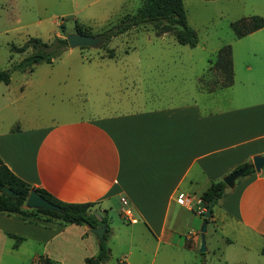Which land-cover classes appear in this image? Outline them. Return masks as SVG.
Segmentation results:
<instances>
[{
	"label": "crops",
	"instance_id": "0c3cea01",
	"mask_svg": "<svg viewBox=\"0 0 264 264\" xmlns=\"http://www.w3.org/2000/svg\"><path fill=\"white\" fill-rule=\"evenodd\" d=\"M103 1L87 0L86 5ZM125 3L129 0H107L102 8L123 11ZM12 5L13 0H0V22L15 16ZM231 60L230 86L200 91L173 104L165 101L171 93L165 92V72L129 76L124 71L110 97L108 91L95 101L85 96L88 117L53 120L47 125L35 124L28 116L21 120L17 113L8 115L23 92L14 100L7 91L8 96L1 92L0 159L17 178L62 203L94 204L92 213L101 220L106 218L109 233L114 234L109 209L116 208L133 226L141 224L144 229L135 227L132 232L143 230L154 239L150 264L159 251L162 264L182 262L183 254L198 251L200 229L195 222L203 216L195 207L203 192L238 166L264 155V95L259 96L264 81L256 82V72L248 63L237 75L232 48ZM114 74L106 73L104 78ZM179 195L188 199L186 205L178 203ZM121 198L127 200L134 222L120 213ZM216 205L207 223L212 229L205 233L206 252L214 251L207 243L208 232L213 238L219 230L224 248L237 247L229 251L230 256L238 257L232 264H248L251 259L264 264L260 253L264 245V169L238 179ZM44 224L48 225L0 214V242L13 256L11 261L25 247L32 261L38 259L37 253H44L60 232L68 230L56 225L54 234L47 236ZM77 226L83 234L94 236L88 226ZM128 243L130 247L119 261L135 264L133 251L144 253L146 248ZM223 257L229 264L230 258L225 253Z\"/></svg>",
	"mask_w": 264,
	"mask_h": 264
},
{
	"label": "rangeland",
	"instance_id": "374dc122",
	"mask_svg": "<svg viewBox=\"0 0 264 264\" xmlns=\"http://www.w3.org/2000/svg\"><path fill=\"white\" fill-rule=\"evenodd\" d=\"M86 1L13 0L15 16L13 14L8 22H0V69L8 70L12 64L30 53V50L21 54L9 52L11 43L21 46L29 37H36L50 44L55 37L65 39L67 35L77 33V25L96 36L121 16L134 14L142 0H129L123 11L118 9L116 12L102 8L107 0L93 6H87ZM182 1L187 25L198 37L194 48L178 44L171 35L156 37L150 26L131 29L98 48H67L51 64H39L32 73L12 72L9 85L0 83V93L5 92L7 95V91L11 100L23 92L22 98L14 104L8 115L17 113L21 120L28 116L33 123L41 125L52 123L53 120L86 118L89 112L85 109V96L95 101L103 91H108L110 97L116 93L113 86L118 87V75L124 71L129 76L143 71L165 72V92L168 95V90L171 91L165 101L172 104L182 102L201 93L200 91L208 92L225 84L224 75L213 67H208V60L214 58L217 51L225 45L232 48L238 76L248 63L256 72V82L264 81L260 79L264 77V28L241 39H237L230 28L231 23L251 16L264 20V0ZM108 50L114 52L113 59L107 58ZM112 72L115 73L112 77L104 78L106 73ZM162 87L158 86L159 89ZM261 95H264V91H259V96ZM229 190L227 188V192ZM217 207L216 205L214 211ZM108 217L109 227L114 234L108 233L101 242L95 236L83 234L81 226L46 222L48 225L44 224V228L47 236L54 234L56 225L68 230L60 232V236L46 246L44 253H37V258L48 255L53 264H83L85 258L96 256L99 243L107 255L103 264H117L122 260V254L128 251V241H131L132 245H137L140 249L146 248L144 253L133 251L131 258L135 264H150L154 253V239L143 230L141 233L132 232L136 230L135 227H138L137 230L144 229L139 226L141 224L133 226L123 220L116 208L108 210ZM203 220V217L197 218V230L201 228ZM207 227L210 231L212 224L209 223ZM221 237L219 230L213 238L210 237V232L207 234V243L214 248L215 253L210 250L200 254L195 250L183 254L182 262L176 261L174 264H184V256L185 264H205L204 261L207 264H225L223 253L230 258L232 264V259L238 257L230 256L229 251H236L237 247L224 248V244L220 242ZM24 249L21 250L23 254L14 256L17 259L11 261L13 256L0 242V264H38V259L32 261L30 253L25 252L28 249ZM47 250L49 253L45 254ZM162 254L159 251L154 264H162ZM261 259L264 261V258ZM248 264L256 262L251 259Z\"/></svg>",
	"mask_w": 264,
	"mask_h": 264
},
{
	"label": "trees",
	"instance_id": "16d2710c",
	"mask_svg": "<svg viewBox=\"0 0 264 264\" xmlns=\"http://www.w3.org/2000/svg\"><path fill=\"white\" fill-rule=\"evenodd\" d=\"M141 26H150L156 37L171 35L175 41L182 46L194 48L198 43L196 32L187 25L186 13L182 0H142L139 8L134 14L121 16L115 23H109L104 31L96 36L101 38V46H104L112 38ZM60 27L62 28V26ZM230 28L234 36L237 39H241L264 28V20L258 16H251L231 23ZM77 33L92 36L88 31L82 30L78 25ZM67 48L68 44L66 39L58 37H55L50 44L36 37H29L21 46H16L11 43L9 45V52L21 54L30 50V53L17 63L12 64L8 70L0 69V83L8 85L11 81L10 75L12 72L31 73L35 66L39 64H51L53 60L59 57ZM114 55L112 50L107 51V58H114ZM208 67H213L220 71L225 77V84L217 89L230 86L233 78L231 47L229 45L221 47L215 54V57L208 60ZM250 163L251 162L244 163L238 166L234 171L246 167ZM254 172L253 168H249L243 176L253 174ZM4 187L9 188L18 196L10 197L6 195L1 190V188ZM31 191L37 192L45 200L60 207L63 213H56L43 209H26L24 207L25 200ZM226 194L227 188L222 180L213 182L201 195L202 206L206 209L211 199L216 197L215 206ZM93 207L94 204L91 203H62L44 190L30 187L17 178L0 159V214L7 216L18 215L23 221L58 222L64 225H86L90 229L106 225V218H103L101 221L96 219L95 215L92 213ZM208 222L209 220L207 223ZM108 233L109 229H107L105 235ZM260 253L264 256V245ZM106 260V252L102 244H100L98 254L95 257L85 259L84 264H100L106 262ZM38 261V264H53L47 257H39Z\"/></svg>",
	"mask_w": 264,
	"mask_h": 264
},
{
	"label": "water",
	"instance_id": "95a60500",
	"mask_svg": "<svg viewBox=\"0 0 264 264\" xmlns=\"http://www.w3.org/2000/svg\"><path fill=\"white\" fill-rule=\"evenodd\" d=\"M66 41L68 44V48L74 49V48H81V47H88V48H98L101 45V38L99 36H86L82 34H70L66 36ZM253 168L255 172H260L262 169H264V155L263 156H255L252 158L251 163L243 167L241 169H238L229 175L223 177L222 182L228 189H233L235 186V182L241 178L244 173L249 169ZM2 192L10 197H17L18 195L14 193L12 190H10L7 187L1 188ZM216 202V197H213L211 201L209 202L205 213H204V221L202 223V226L200 228V242L198 251L199 253H205L206 247H205V233L207 230V221L212 218V210L214 207V204ZM25 208L26 209H43V210H50L54 211L56 213H63V210L50 203L49 201L42 198L37 192L31 191L29 195L27 196L25 200ZM96 214V213H94ZM97 220L101 221V218L96 216ZM90 232L98 239V241H103L104 234L106 233V226L102 225L99 227H96L94 229H90Z\"/></svg>",
	"mask_w": 264,
	"mask_h": 264
},
{
	"label": "built area",
	"instance_id": "2783aa9c",
	"mask_svg": "<svg viewBox=\"0 0 264 264\" xmlns=\"http://www.w3.org/2000/svg\"><path fill=\"white\" fill-rule=\"evenodd\" d=\"M187 198H185L183 195H179L178 197V203L181 204V205H186L187 204ZM120 204H121V213L123 216L125 217H128V219L131 221V222H134V220L131 218V214H130V211L128 209V203H127V200L125 198H121L120 199ZM205 208L202 206V202H201V199L197 202V205L195 207V212L198 214V215H202L205 213ZM100 264H103V263H100ZM117 264H122V262H118Z\"/></svg>",
	"mask_w": 264,
	"mask_h": 264
}]
</instances>
